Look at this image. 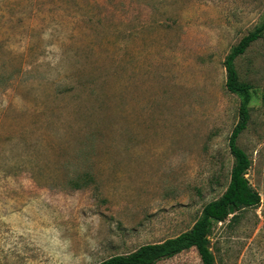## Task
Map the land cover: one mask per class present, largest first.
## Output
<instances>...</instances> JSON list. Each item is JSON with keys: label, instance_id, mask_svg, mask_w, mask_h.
<instances>
[{"label": "rangeland", "instance_id": "obj_1", "mask_svg": "<svg viewBox=\"0 0 264 264\" xmlns=\"http://www.w3.org/2000/svg\"><path fill=\"white\" fill-rule=\"evenodd\" d=\"M263 18L264 0H0V264H97L189 230L233 163L224 59ZM236 68L261 203L210 250L264 264V38Z\"/></svg>", "mask_w": 264, "mask_h": 264}, {"label": "trees", "instance_id": "obj_2", "mask_svg": "<svg viewBox=\"0 0 264 264\" xmlns=\"http://www.w3.org/2000/svg\"><path fill=\"white\" fill-rule=\"evenodd\" d=\"M263 38L264 18L259 26L241 38L223 62L226 73L225 88L228 93L238 96L240 103L238 121L228 138V148L233 163L222 195L203 206L189 230L157 243L142 245L131 253L111 256L97 264H157L189 250L197 253L201 264H216L210 250V236L215 224L224 222L229 216H232V221L236 222L239 219L238 213L260 205V195L246 177L251 167V160L237 144L239 136L247 129L250 121L249 104L252 100V87L239 79L236 61L252 44Z\"/></svg>", "mask_w": 264, "mask_h": 264}]
</instances>
